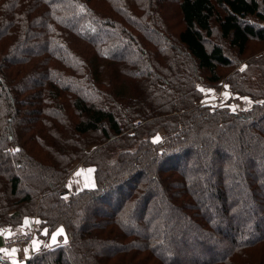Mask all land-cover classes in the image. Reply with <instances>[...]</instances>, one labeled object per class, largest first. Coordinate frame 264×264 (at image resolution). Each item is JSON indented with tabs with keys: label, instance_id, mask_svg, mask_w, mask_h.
Returning <instances> with one entry per match:
<instances>
[{
	"label": "trees",
	"instance_id": "1",
	"mask_svg": "<svg viewBox=\"0 0 264 264\" xmlns=\"http://www.w3.org/2000/svg\"><path fill=\"white\" fill-rule=\"evenodd\" d=\"M252 42L264 0H0V228L37 215L69 237L26 264H264ZM224 80L250 109L201 102ZM75 164L96 187L65 198ZM241 171L250 192L229 197Z\"/></svg>",
	"mask_w": 264,
	"mask_h": 264
},
{
	"label": "rangeland",
	"instance_id": "2",
	"mask_svg": "<svg viewBox=\"0 0 264 264\" xmlns=\"http://www.w3.org/2000/svg\"><path fill=\"white\" fill-rule=\"evenodd\" d=\"M166 19L168 21H170L169 24H171L172 26H174V24H176V22H173L174 21L173 19L170 20V19H168L167 16H166ZM253 52L256 53L257 55L263 54L264 53V43L261 44V43L252 42V47L250 48V54H252ZM198 87L202 91V100H201V102H203L204 104H210V105H213V106H220V105L228 106L232 111H238V110L240 111V110L250 109L252 107V105H253V101H252V99L250 97H247V96H239V95H236L235 93H233L232 91H230L229 85L225 82V80L222 81V82H220V83H218V85H214V86H210L208 84L204 85L202 82H198ZM27 100L29 101V105L26 106V109L27 108L29 109L30 107H32L31 105L33 104V101L30 100V99H28V98H27ZM161 139H162V135L161 134H159V135H157V136L154 137V141H156V142L157 141H160ZM247 142L250 143V142H252V140L250 141L248 139ZM31 148H29V149L31 150ZM13 150H14V148L12 147V150L10 152H14ZM254 158H255V162H257L256 163L257 167H259L261 169V171H263L264 170V156L263 155L262 156L256 155V157H254ZM200 162H201L200 164L202 165L203 168H205V169L208 168L207 165H208L209 160L202 158V160H200ZM236 162L238 164L242 165V162L243 161H241L240 157L237 156ZM43 163L46 164V160L43 161ZM79 165H83V164H77L75 166V169ZM83 167L86 168V170H87L86 180L88 179V181H89V186H88L89 188H84V189H91V188L96 187V181H95V177H94V169L91 168V167H87L85 165ZM203 174H204V176L202 178V182L203 181L204 182L206 181V183H208L210 181V179L214 177V181H211V182L218 183L216 181V178H217L218 174L215 171H212L211 172V171L208 170V171H206ZM249 175L250 174H245L243 171H241L238 175H234L235 176L234 179H235L236 183L233 182V184H230V187H229V192L230 193H228L227 195L229 197H232L233 195H237L238 193H240L239 194V197L245 198L246 195H247V193L250 192V190H249V187H248V189H247V187H245L243 189V185L249 182L248 181ZM226 176L227 175H225V177ZM185 178L187 179V181H189V178H187V176H185ZM72 179L73 178L70 177V180L68 179L67 182H66L67 190H68V184L67 183H69V186H70V190L71 191L68 190V193L66 195H64L65 198H69L70 194H72V193L73 194H76L77 192H79L81 190H84L82 188L80 189V187L78 185H76V182H73ZM250 182H251V180H250ZM206 183H204V185H206ZM125 187H126V189H124V191L125 190H128V185H126ZM22 188H24V187L22 186ZM76 188H77V190H75ZM118 188H119V186H118ZM242 190L243 191L246 190V191H244V193H243ZM117 194L118 195H114V197H117V198H115L116 200L118 199V196L120 194V191H117ZM205 199L207 201H210L211 200V197H209L207 199V195H205ZM208 204H209L210 209H208V217L207 218L212 219L213 218L212 211H213L214 207H216L215 201H212L210 203L208 202ZM240 206H243V204L240 205ZM160 208L165 210L166 209V206L165 205H161ZM244 210L245 211H250L247 206L244 207ZM27 218H32L33 219L31 228L29 227L28 229H25V230H23V231H21L20 233H17V234H21V233H25V232L31 231L33 227H36L38 230L41 229V226H40L41 220H40V218H38L37 215H34V216L32 215L31 217H27ZM37 221L39 223H37ZM18 226H20V225H18ZM6 228L8 230L11 229V231L15 229L14 227H10V226H7ZM38 232H37V235H38L37 238H38V240L39 239H42V240L45 241V243H44V245L42 247L51 248L48 245L47 238L46 237H43ZM40 232H41V230H40ZM14 235H16V234H14ZM10 236H12V235H10ZM214 251L217 252V247H214ZM194 258H197V256H194ZM27 260H25L24 262H22V264H26ZM67 262H69V261H67Z\"/></svg>",
	"mask_w": 264,
	"mask_h": 264
},
{
	"label": "crops",
	"instance_id": "3",
	"mask_svg": "<svg viewBox=\"0 0 264 264\" xmlns=\"http://www.w3.org/2000/svg\"><path fill=\"white\" fill-rule=\"evenodd\" d=\"M84 165H79L76 169H74L73 173L70 175L72 177V181L76 182V185L80 187V189L89 188V181L86 180L87 177V170L83 167ZM70 177L68 178L70 180ZM68 184V190H70L69 183ZM77 190V188L75 189ZM33 219L27 218L24 220V223L20 226L14 227L15 229L11 231V229L0 228V247L3 245L4 237L14 235L17 233H20L21 231L31 228ZM45 241L42 239H37L30 245L10 250V251H4L2 260H6L11 264H22L25 260H27L29 257H31L33 254L37 253L40 248L44 245Z\"/></svg>",
	"mask_w": 264,
	"mask_h": 264
},
{
	"label": "built area",
	"instance_id": "4",
	"mask_svg": "<svg viewBox=\"0 0 264 264\" xmlns=\"http://www.w3.org/2000/svg\"><path fill=\"white\" fill-rule=\"evenodd\" d=\"M38 229L33 227L31 231L4 237L3 245L0 247V260H2L3 252L18 249L30 245L38 238Z\"/></svg>",
	"mask_w": 264,
	"mask_h": 264
},
{
	"label": "water",
	"instance_id": "5",
	"mask_svg": "<svg viewBox=\"0 0 264 264\" xmlns=\"http://www.w3.org/2000/svg\"><path fill=\"white\" fill-rule=\"evenodd\" d=\"M59 230H62V231H59ZM54 233H58L56 235V239L55 241H53L52 237H53V234ZM40 234L43 236V237H46L47 240H48V245L51 247V248H57V247H60L66 243H68L69 241V237H68V234L64 228V226H60L58 227L56 230H54L53 232H49V229L48 228H43L40 232Z\"/></svg>",
	"mask_w": 264,
	"mask_h": 264
},
{
	"label": "snow or ice",
	"instance_id": "6",
	"mask_svg": "<svg viewBox=\"0 0 264 264\" xmlns=\"http://www.w3.org/2000/svg\"><path fill=\"white\" fill-rule=\"evenodd\" d=\"M90 171V170H89ZM37 223H39L38 221H37ZM59 231H62V230H59ZM58 233H54L53 234V237H52V239H53V241H55V239H56V235H57Z\"/></svg>",
	"mask_w": 264,
	"mask_h": 264
}]
</instances>
